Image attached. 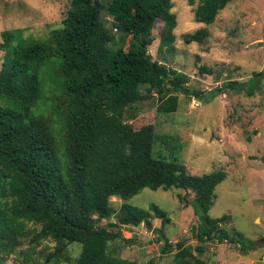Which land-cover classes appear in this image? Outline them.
<instances>
[{"label": "trees", "instance_id": "16d2710c", "mask_svg": "<svg viewBox=\"0 0 264 264\" xmlns=\"http://www.w3.org/2000/svg\"><path fill=\"white\" fill-rule=\"evenodd\" d=\"M184 1L195 3L193 21L206 26L229 2ZM171 8L172 0H70L60 26L42 40L23 38L20 29L0 32V264L10 255L12 264H151L116 254L118 243L128 246L133 238L124 239L113 227L140 224L161 242V255L172 253V264H205L200 256L207 243L251 248L226 224V215L207 216L224 173L194 176L174 158H154L153 126L133 128L122 119L152 90L159 99L167 98L163 112L175 108L176 97L169 91L201 98L185 87L183 73L152 61L147 53L156 20L161 22L158 55L162 49L173 52ZM206 37L198 29L181 41L201 44ZM53 59L59 63L49 84L61 94L60 105L50 99L55 120L53 114L32 110L47 85L39 71ZM198 73L209 70L201 66ZM242 86L230 81L221 87ZM142 189L192 193L195 245L169 243L162 233L169 219L156 206L143 210L126 203ZM112 197L123 201L117 211ZM110 218L115 224L99 226ZM150 219L159 220V227L153 229ZM27 233L23 253L19 247ZM42 241L54 247L39 260L33 249ZM71 244L80 245L75 257L66 250Z\"/></svg>", "mask_w": 264, "mask_h": 264}, {"label": "rangeland", "instance_id": "374dc122", "mask_svg": "<svg viewBox=\"0 0 264 264\" xmlns=\"http://www.w3.org/2000/svg\"><path fill=\"white\" fill-rule=\"evenodd\" d=\"M69 1L0 0V32L20 29L23 38L42 40L60 26ZM194 6L195 3L189 6L184 0H172L174 50L168 54L162 49L158 55L161 22L156 20L147 53L152 61L183 73L187 77L185 87L199 93L201 98L169 91V95L176 97L175 108L163 112L169 102L167 98L159 99L152 90L142 101L130 106L122 119L133 128L146 124L153 126L154 158H174L194 176L214 171L224 173V179L214 188L215 198L207 216L226 215V224L241 234L245 244L252 249L241 251L235 244L207 243L200 256L205 264H264V0H229L207 26L193 21ZM104 20L109 22L106 16ZM105 27L110 29L108 23ZM198 29L207 33L203 42L183 44L182 35ZM1 56L0 51V62ZM58 63L53 59L40 69L39 74L47 85L32 108L34 114L37 110L44 116L53 114V120L56 116L54 107L49 106L50 99L52 97L54 105H60L61 94L55 84L53 87L49 84V78L52 71L54 77ZM201 66L209 73L199 74ZM230 81L243 86L221 87ZM52 88L51 95L48 92ZM214 89L219 92L210 96L209 92ZM140 91L144 93V88ZM192 197L191 192L181 189H142L126 203L143 210L156 206L164 211L169 219L162 228L166 240L172 245L183 240L193 246L195 240L191 229L196 225L197 217L193 212ZM109 201L115 211L123 202L113 197ZM150 222L153 229L159 227V220L150 219ZM107 224L113 225L115 220L101 221L99 226ZM113 229L124 239L133 238V243L128 246L116 245V254L120 258L139 263L152 260L151 264H172V253L161 255V242L142 224ZM30 236V233L25 234L19 251L25 253L28 249ZM53 247L54 242L42 241L33 249L34 256L40 260ZM79 247L71 244L66 250L75 257ZM12 260L10 255L4 264H12Z\"/></svg>", "mask_w": 264, "mask_h": 264}, {"label": "water", "instance_id": "95a60500", "mask_svg": "<svg viewBox=\"0 0 264 264\" xmlns=\"http://www.w3.org/2000/svg\"><path fill=\"white\" fill-rule=\"evenodd\" d=\"M263 244H264V240H262Z\"/></svg>", "mask_w": 264, "mask_h": 264}]
</instances>
